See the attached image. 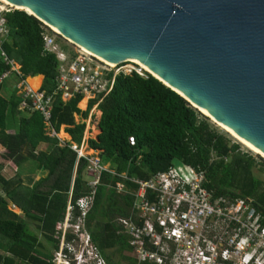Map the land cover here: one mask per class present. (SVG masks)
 Here are the masks:
<instances>
[{"label":"trees","instance_id":"obj_1","mask_svg":"<svg viewBox=\"0 0 264 264\" xmlns=\"http://www.w3.org/2000/svg\"><path fill=\"white\" fill-rule=\"evenodd\" d=\"M7 22L11 28L5 43L8 56L21 64L25 78L33 77L29 82L35 89H40L43 75V88L52 95L60 63L56 55L44 52L42 23L21 10L8 14ZM61 47L69 51L66 45ZM9 70L11 66L0 56V79ZM6 80L0 83V264H55L67 216L71 213V225L78 224L81 214L76 202L91 192L88 160L77 159L70 144L80 145L86 130V124L77 123L75 115L86 119L96 101L82 112L78 108L82 96L66 104L56 96L53 130L59 133L67 126L72 139L61 145L47 132L40 113L20 111L17 86L11 96H4ZM98 109L101 132L97 139L89 140V146L100 151L101 165L109 167L100 174L92 206L82 223L106 264H139L119 221L136 219V194L141 188L136 181H150L176 162L202 174V186L212 192L213 199L225 196L235 202L249 201L264 225V160L244 152L239 143L161 80L150 73L119 75ZM6 166L16 169L13 178L2 174ZM21 170L26 175H47L28 186ZM117 184L124 186L123 191H117ZM75 239L71 234L65 236L67 244Z\"/></svg>","mask_w":264,"mask_h":264},{"label":"water","instance_id":"obj_2","mask_svg":"<svg viewBox=\"0 0 264 264\" xmlns=\"http://www.w3.org/2000/svg\"><path fill=\"white\" fill-rule=\"evenodd\" d=\"M7 1L112 66L137 60L264 155V0Z\"/></svg>","mask_w":264,"mask_h":264},{"label":"built area","instance_id":"obj_3","mask_svg":"<svg viewBox=\"0 0 264 264\" xmlns=\"http://www.w3.org/2000/svg\"><path fill=\"white\" fill-rule=\"evenodd\" d=\"M17 10L19 9L0 0V56L11 66V70L3 74L0 83L14 73L21 76L22 80L16 87L22 99L20 111L40 113L45 119L50 136L57 137L51 122L56 96L60 95L65 104L82 96L83 100H88V107L95 100L89 117L92 121L93 109H98L103 99L113 90L119 75L137 73L147 76V71L137 69L136 64L130 61L112 66L82 50L75 55L65 52L59 42L62 38L59 33L39 20L43 29L44 52L56 55L60 68L56 78L57 87L52 95L44 90V80L39 90L33 89L28 82L30 77L25 78L21 64L9 57L5 50V43L11 37L7 15ZM84 144V139L80 145L74 142L70 144L77 159L86 158L89 163L87 175L90 177L88 186L91 192L76 202L81 222L92 206L100 174L107 170V167L101 165L100 157L87 158L83 155L81 149ZM131 144L135 145L134 138H131ZM203 181L202 174L181 163L167 172L158 173L150 181H136L141 186L135 202V217L138 220H120L119 225L123 234L129 237V245L139 264H227L223 252L216 251L217 241L209 235L210 231L215 230L217 222L227 226L223 231L225 233L237 225L242 233L249 232L250 238L259 239L264 245V225L250 202L245 199L235 202L225 196L213 199L212 192L202 186ZM123 189L122 184H117L118 192ZM236 206H239L238 213L245 220H236ZM71 210L70 208L69 213ZM86 238V245L91 248L93 264H106L92 246L88 234ZM230 240L234 242V236Z\"/></svg>","mask_w":264,"mask_h":264},{"label":"rangeland","instance_id":"obj_4","mask_svg":"<svg viewBox=\"0 0 264 264\" xmlns=\"http://www.w3.org/2000/svg\"><path fill=\"white\" fill-rule=\"evenodd\" d=\"M59 42L63 45H66L69 48L68 53L74 52L75 54H77V52L84 50L83 48H80V47L72 44L71 42L65 40L64 38H60ZM69 54H71V53H69ZM136 68L140 69V67H138V65H136ZM147 73H150V72L147 71ZM42 81H43L42 78H40L39 83H41ZM20 82H21V79L17 74H13L11 77L7 78V80L5 81L4 88H3L4 96H11L12 92L14 91V88ZM78 108L82 111H85V109L88 108V100L86 101V105L84 108H80V104H79ZM98 110L99 109L96 110L97 113H95V115H94V120H93L94 122L91 125L90 129L87 126L88 124L86 123L87 127H86L85 134H84V139H85L86 143H85V146L81 149V151H82L83 155L87 158L99 157V155H97L96 153H99L100 151H95V150L91 149L89 146V140L97 139V136L99 134V129L97 127V124L99 121V117L101 115H98V114H100V113H98ZM93 111H94V109H93ZM201 114H203V113H201ZM204 116L207 117L206 115H204ZM75 120H76V122H79V123L88 122V119L85 120L83 118V115H77ZM209 120L213 124V126L216 127L220 132L228 134L229 138H232V140L234 142L239 143L244 152H249L250 154L255 156L258 160H261V159L264 160L263 157H261L260 155L254 153L252 150L247 148L240 140H237L234 136L227 133V131L224 130L223 128H221L216 122H214V120H212L211 118H209ZM66 129H67V126H62L60 132L57 133V138H58V140H60L61 145H63L64 142H70L71 141V137L68 138V137H63V136L59 135L62 132L67 134ZM47 132H49L48 129H47ZM47 150H49V148ZM178 164L179 163L176 162V165H178ZM105 167H109V165H107ZM23 171L24 172H22V170H21V173L23 174L24 183L31 184L27 179L26 171L25 170H23ZM2 174L6 178H13L16 175V169L13 166H6L2 169ZM46 174H47L46 172L43 174L41 173L40 176L45 177ZM86 174H88V168L86 170ZM8 208L11 209L12 212H14L15 214L21 215V212L17 208H15L13 206H9ZM234 212H235L234 216H235V218H237L236 220H245L246 219L243 215H240L238 213L239 212V206L235 207ZM72 220H73V218H72L71 213H70L67 216V219L64 223V226L62 227L61 233L63 234V239L61 240L59 252L54 254V263L55 264H93L94 261H93V259L91 260V258H92L91 255H90L91 257H89L88 259L85 260L87 263H78L77 262V260H81V258L83 257V253L86 250V247H87L86 246V242H87L86 234L87 233L85 234V232L83 230V223L81 221H78V224L73 226V225H71ZM217 223L218 224L215 225V230L210 231L209 235L214 240L217 241V245H215L216 251L218 253L223 252V255L226 258L227 264H264V245H263V242H260L259 239H256V238H250L249 232L242 233L237 225L234 227V229L229 230L227 233H225L223 231L227 229V226L222 222H217ZM253 229H254V226H253ZM68 234H71L74 237H76V239L73 242H71V244H67L65 241V236ZM222 235H224V238H221ZM233 236H234V240H235L234 242L232 240H230V237H233ZM228 242H229V244H227ZM90 249L91 248L89 246L88 247L89 252H90ZM69 252H71V255H69ZM66 256H69V259L70 258L71 259L70 260L65 259ZM254 257H255V260L252 262L251 259H253ZM83 260H84V258H83Z\"/></svg>","mask_w":264,"mask_h":264},{"label":"bare ground","instance_id":"obj_5","mask_svg":"<svg viewBox=\"0 0 264 264\" xmlns=\"http://www.w3.org/2000/svg\"><path fill=\"white\" fill-rule=\"evenodd\" d=\"M1 1H3V2H5V3L9 4V5H12L13 7L17 8L15 5H13L12 3H9L7 0H1ZM17 9L27 11L29 14H33L32 12H30V11H28V10H25V9H23V8H17ZM50 27H51L55 32L59 33L54 27H52V26H50ZM84 50H85V49H84ZM84 50H82V51H84ZM84 52L87 53V54H90V55L95 56L94 54L88 52L87 50H85ZM95 57H97V56H95ZM97 58H98V57H97ZM99 59H100V58H99ZM100 60H102V59H100ZM102 61H103V60H102ZM130 62H132L133 64L138 65V67L142 68V70H144V71H148V72H150L151 74L157 76L155 73H153L151 70H149L147 67H145L143 64H141V63L138 62L137 60H132V61H130ZM28 82H29V80H28ZM29 84L32 86V84H31L30 82H29ZM39 86H40V85H39ZM32 88L35 89V87H33V86H32ZM40 88H41V86H40ZM35 90H38V89H35ZM84 101H87V99L84 100ZM85 105H86V102H83V103L81 104L80 108H84ZM202 112H203L204 114H206L207 116H210L209 114H207V113L204 112L203 110H202ZM99 115H100V114H99ZM213 120H214V119H213ZM214 122H216V121L214 120ZM216 123H217L221 128H223L224 130H226L227 133H229L230 135L234 136L237 140H240V141H241V142H242L247 148H249V149L252 150L254 153H256V154H258V155H260L261 157L264 158V155H262V154L259 153L257 150H255L253 147H251L250 145H248L246 141H244L243 139H241L239 136H237V135H236L235 133H233L232 131H230V130H228L227 128H225V126H223L222 124H220V123H218V122H216ZM61 136H63V137H68V135H61Z\"/></svg>","mask_w":264,"mask_h":264},{"label":"crops","instance_id":"obj_6","mask_svg":"<svg viewBox=\"0 0 264 264\" xmlns=\"http://www.w3.org/2000/svg\"><path fill=\"white\" fill-rule=\"evenodd\" d=\"M40 76H41L42 80H44V76H43V75H40ZM40 76H38V77H40ZM38 77H35V78H38ZM30 78L33 79V77H30ZM41 83H42V82H41ZM41 83H39L40 86H41ZM83 102H84V101H83ZM83 102H81V103H83ZM85 102H86V101H85ZM81 103H80V104H81ZM80 106H81V105H80ZM88 109H89V107H88ZM88 109L86 108L85 111H82V110H81V111H82V112H87ZM91 110H92V109H91ZM91 110H90V111H91ZM96 110H97V109H96ZM96 110L94 109V113H93L94 115H95V113H97ZM90 111H89V115H88V117L85 119V120L88 119V122H84L85 124H86V123L88 124L87 126L89 127V129H90L91 125H92L93 122H94V121H93L94 119L91 121L90 118H89V117H90ZM98 113H100V115H102L101 111H99V110H98ZM98 115H99V114H98ZM76 116H77V115H75V118H76ZM100 118H101V116L99 117V121H100ZM99 121H98V124H97L98 129H99ZM77 123H79V122H77ZM87 126H86V127H87ZM100 132H101V131H100V129H99V134H100ZM65 134H66V133H65ZM99 134H98V135H99ZM66 135H68L69 138L71 137L68 133H67ZM97 137H98V136H97ZM71 140H72V139H71ZM84 141H85V139H84ZM85 143H86V141H85ZM84 146H85V144H84ZM96 154L99 155L100 152H99V153H96ZM98 158H99V157H98ZM41 173H42V172H39V173L34 174V175H27V179H28V181H29L31 184H26V183H25V184L28 185V186H33V185L35 184L36 181H38L40 178L43 177V176H40ZM42 174H43V173H42ZM46 175H47V174H46ZM23 181H24V180H23ZM13 207H15V206H13ZM15 208H16V207H15ZM18 210H19V209H18ZM19 211H20V210H19ZM20 212H21V211H20ZM21 215H22V212H21Z\"/></svg>","mask_w":264,"mask_h":264},{"label":"clouds","instance_id":"obj_7","mask_svg":"<svg viewBox=\"0 0 264 264\" xmlns=\"http://www.w3.org/2000/svg\"><path fill=\"white\" fill-rule=\"evenodd\" d=\"M87 246V245H86ZM69 255H71V252H69ZM89 257H91L90 256V252L88 251V246L86 247V250L84 251V253H83V257L81 258V260H77V262L78 263H87L85 260L86 259H88ZM83 258H84V260H83ZM65 259H67V260H70L69 259V256H66V258ZM92 260V259H91ZM255 260V257L253 258V259H251V261L253 262ZM251 262V263H252ZM75 263V262H74Z\"/></svg>","mask_w":264,"mask_h":264}]
</instances>
